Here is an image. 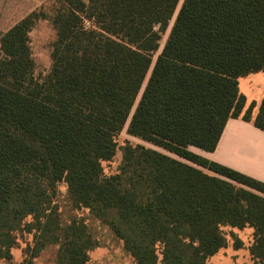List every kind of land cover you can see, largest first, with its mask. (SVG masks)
Here are the masks:
<instances>
[{
    "label": "trees",
    "instance_id": "obj_1",
    "mask_svg": "<svg viewBox=\"0 0 264 264\" xmlns=\"http://www.w3.org/2000/svg\"><path fill=\"white\" fill-rule=\"evenodd\" d=\"M55 1L43 78L29 33L46 15L0 32V258L26 232L35 254L57 245L56 264H88L97 243L54 204L64 183L134 264H210L227 246L224 227L252 229L250 258L264 264V183L190 149L212 152L230 118L264 132V98L251 119L255 102L245 108L238 88L264 72V0H182L155 60L180 0ZM125 125L177 159L126 142L104 176Z\"/></svg>",
    "mask_w": 264,
    "mask_h": 264
},
{
    "label": "rangeland",
    "instance_id": "obj_2",
    "mask_svg": "<svg viewBox=\"0 0 264 264\" xmlns=\"http://www.w3.org/2000/svg\"><path fill=\"white\" fill-rule=\"evenodd\" d=\"M181 2L182 0H180L174 16L170 20L167 30L161 34L159 49L151 55L153 60H155L168 36ZM55 9H57L55 0H0V32L2 33L32 12H42L46 15L45 19L36 21L29 33V45L35 67L34 76L38 79L43 78L51 67L50 52L52 43L55 40V30L50 21V16ZM240 84L242 92H245L249 97L253 95L254 98H258L259 93H264V72H258L243 78L240 80ZM125 129L126 125L116 137L118 149L114 158L111 161L102 163L104 176L117 170L122 156L121 148L126 142L142 145L177 159L172 154L151 144L130 137L126 134ZM54 204L64 225L73 219L81 221L86 225L88 232L97 243L88 254V264H134L129 254L123 249L122 243L106 225L94 218L88 210L73 207L64 183L57 186ZM223 232L227 239V246L209 259L210 264H253L248 251L252 241V229L240 230L224 227ZM231 233L242 241V248L234 249ZM57 252V245H49L35 254L34 233L17 232L16 243L10 249V258H0V264H56Z\"/></svg>",
    "mask_w": 264,
    "mask_h": 264
},
{
    "label": "crops",
    "instance_id": "obj_3",
    "mask_svg": "<svg viewBox=\"0 0 264 264\" xmlns=\"http://www.w3.org/2000/svg\"><path fill=\"white\" fill-rule=\"evenodd\" d=\"M243 78L238 80V88L246 99L245 108L251 102H255V108L251 114V119H253L259 102L264 98V93H259L258 98H254L253 95L249 97L245 92L241 91L240 80ZM190 149L193 153L210 161L264 183V132L255 128L252 122H246L240 117L230 118L227 120L219 141L212 152H206L194 147ZM201 170L210 173L207 170Z\"/></svg>",
    "mask_w": 264,
    "mask_h": 264
},
{
    "label": "built area",
    "instance_id": "obj_4",
    "mask_svg": "<svg viewBox=\"0 0 264 264\" xmlns=\"http://www.w3.org/2000/svg\"><path fill=\"white\" fill-rule=\"evenodd\" d=\"M86 28H89L90 27V22H87V21H84V24H83Z\"/></svg>",
    "mask_w": 264,
    "mask_h": 264
}]
</instances>
